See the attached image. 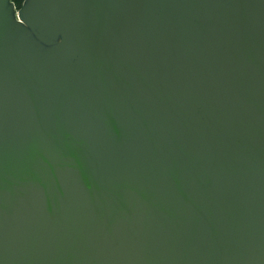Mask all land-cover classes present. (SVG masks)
<instances>
[{
	"label": "water",
	"instance_id": "water-1",
	"mask_svg": "<svg viewBox=\"0 0 264 264\" xmlns=\"http://www.w3.org/2000/svg\"><path fill=\"white\" fill-rule=\"evenodd\" d=\"M0 264H264V0H0Z\"/></svg>",
	"mask_w": 264,
	"mask_h": 264
},
{
	"label": "trees",
	"instance_id": "trees-1",
	"mask_svg": "<svg viewBox=\"0 0 264 264\" xmlns=\"http://www.w3.org/2000/svg\"><path fill=\"white\" fill-rule=\"evenodd\" d=\"M10 1L13 3L15 9H18L22 2V0H10Z\"/></svg>",
	"mask_w": 264,
	"mask_h": 264
}]
</instances>
